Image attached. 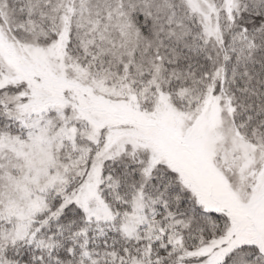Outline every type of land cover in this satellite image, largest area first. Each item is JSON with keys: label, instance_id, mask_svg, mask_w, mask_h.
Listing matches in <instances>:
<instances>
[{"label": "snow or ice", "instance_id": "1", "mask_svg": "<svg viewBox=\"0 0 264 264\" xmlns=\"http://www.w3.org/2000/svg\"><path fill=\"white\" fill-rule=\"evenodd\" d=\"M0 264H264V0H0Z\"/></svg>", "mask_w": 264, "mask_h": 264}]
</instances>
